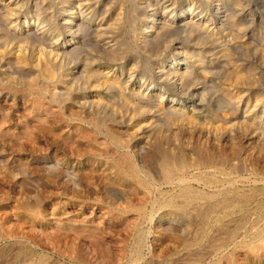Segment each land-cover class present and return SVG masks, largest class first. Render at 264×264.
<instances>
[{"label":"rangeland","instance_id":"obj_1","mask_svg":"<svg viewBox=\"0 0 264 264\" xmlns=\"http://www.w3.org/2000/svg\"><path fill=\"white\" fill-rule=\"evenodd\" d=\"M9 1L0 0V67L6 68L5 74L0 73V220L3 223L0 228L1 234L3 233L0 252L5 254L0 257L4 260L2 262L6 260L5 264H36L38 257L42 256L47 259L46 264H197L198 261L204 264L211 257L219 256L221 264H229L228 248L224 242L225 232L216 233V226L199 224L203 234H199L195 239L180 233L182 229H178V225H175V228L167 226L168 221L177 223V218L171 214L175 212L159 201L161 194L171 190L176 181L165 180L156 163L151 161L148 152L150 150L146 149V145L152 144L153 138L147 137L146 142L138 143L134 134L125 132L119 126L121 122H128L135 107H138L136 93L140 88L132 89L127 82L126 85L121 84V78L116 81L108 77L93 80L91 75L96 76L98 72L92 71V68L95 64L102 63L109 53L106 46L95 38L89 24L77 21V0H16L17 3L13 6L21 7L25 14L21 16L19 23L24 22L25 18L30 20L26 30L23 28L16 31L13 30L12 24L17 20L11 19L2 9L3 3ZM94 1L106 2L101 5L110 9L118 0ZM173 1L175 7L172 13L182 10L191 13L189 15L192 17L168 23L161 14L162 0L120 2L123 13L131 16L127 32L123 34L125 37L121 36L125 40L123 47L129 45L131 49L134 48L132 50L137 62L123 58L108 65L120 67L125 71L129 67L136 68L140 62H147L149 67L155 68L161 52L171 50L181 53L179 56L182 57L179 58H184L185 64L176 66L175 62L180 59L172 58L174 53L169 55V60H174L172 68L167 69L170 72L186 71L189 63L196 57L199 61V57L204 56L207 64H211L212 60L218 61V58H214L216 56L234 57L235 51H250V64L259 66L254 53L264 49V0L249 1L250 16L242 21L245 26L251 28V33L245 35L246 38L241 35L243 23L240 27L236 26L238 17H235L234 9L230 5L217 0H200L204 12L203 15L198 12L195 16V5L199 0ZM43 12H49L51 15L43 20L40 16ZM111 16L113 17V14ZM70 17L75 21L77 40L75 39L69 54L63 56L58 70L60 73L56 74L54 85L58 86V89L65 86L64 88L72 92L70 94L74 100L62 94L51 95L50 86L33 88L36 90L25 86V81L35 77V74L28 70L32 59L43 60L48 58L49 55L46 54L57 51L51 47L48 40L41 37L38 27L47 23L52 26L55 23L57 27L54 32L56 37L61 39L56 41L55 38L54 41L63 43L70 38L64 29V22ZM155 21V28L151 27L153 30L150 32L148 26L153 25ZM208 25L210 30L206 28ZM140 34L143 35L144 41L139 47L133 38ZM198 36L200 38L197 40ZM157 37L162 42L159 43L162 45V51L150 55L146 51L147 46ZM237 42L243 44L236 48ZM174 47L178 48L173 49ZM205 51L207 52L204 53ZM199 63L200 72L197 77L201 86L194 91L191 98L202 102L198 107L200 111L198 115H191L189 110L184 112L188 116L185 122L192 125V128L182 132L180 138L172 145L182 144L186 149H191L197 144L206 148L207 153L210 150L211 155L227 158L229 163L237 164L242 161L246 164L263 165L264 149L259 145L242 140L237 135L232 136V140L223 138L220 134L227 123L226 117L232 114L231 107L221 97L220 91L244 93L246 89L237 85L248 73L239 67L224 63V71L219 77L211 80V70L214 69L204 61ZM257 76L259 75L254 74L258 79L257 88L264 94L263 79ZM149 82L151 80L148 79L147 83ZM88 92L92 96L95 95L89 96V99H95L105 106L104 110L80 109L73 103L81 96H88ZM159 106L162 107V104L157 102L154 109ZM145 117H135L134 122L144 121L147 119ZM156 123L165 130L172 126L160 119ZM188 154V160L193 162L194 155L191 152ZM119 165L136 169V176L121 179L117 169ZM212 165L213 163H209L200 168L193 164L184 174L185 180H191L189 183L196 190H210L211 186L204 184L201 179L203 172L212 171L219 175L220 179L229 173L227 164L220 167V171L217 168L215 171ZM138 231L141 232V244L139 253L135 255L133 252ZM217 242L223 243L221 249H211L208 253L206 249ZM20 247L31 259L21 256L19 258V255H16L15 251ZM196 248L200 249L197 259L193 255Z\"/></svg>","mask_w":264,"mask_h":264},{"label":"bare ground","instance_id":"obj_2","mask_svg":"<svg viewBox=\"0 0 264 264\" xmlns=\"http://www.w3.org/2000/svg\"><path fill=\"white\" fill-rule=\"evenodd\" d=\"M122 1L123 0H118L117 3L114 5V7L108 9V8H105V6H102L106 2L102 3L99 1L100 4H98L99 2H96L94 0H77L76 2L78 5V14L76 18L78 22L81 21V22L88 23L90 26V30H92L94 32V35L96 36L95 38H97L99 42L105 45L106 48L108 49L109 54H107L103 62L99 64H95L96 67L94 66L92 68V71H96V73L98 72L96 76H93L94 74L93 75L90 74L93 77V80L95 78L98 79L99 77H105V78L108 77V78H111V80L116 81L117 78H121L123 79L122 81H120L121 84L126 85V82H127L128 83L127 85L132 87V89H134L135 87L140 88V90L136 93L137 95L136 102L138 101L137 104L139 103L138 107H135L136 109L132 113L133 115L131 116L130 120L128 122H121L119 126L123 128L122 130H124L125 132L128 131L130 132V134L131 133L134 134L135 140L138 143L142 141L146 142L147 137L153 138L152 144L146 145L147 147L146 149L150 150L148 152H149L151 161L156 163L162 177L165 180L174 179L176 181L171 190L167 191L164 194H161L162 198L159 201L160 204H162L163 206L175 212L171 214H173L177 218V223L168 221L167 226L170 228H175V225H178L177 228L182 229L180 230L181 231L180 233H182L183 235H187L188 237L193 236L194 239L199 234L200 235L203 234L201 231L203 229L198 227L199 224H203L207 227L216 226L217 228L216 233L225 232L224 242L228 248L229 264H264V164L263 165H258L256 163L246 164L242 161L241 163L233 164V163H229L227 158L216 157L215 155H211L210 150H209V153H207V151H205L206 148L204 149L202 146L200 145L198 146L197 144L196 146H193L191 149H186V147H183L182 144L174 145V146L172 145L174 144L173 142L175 140L180 138V134L182 132L192 128V125H187V123L185 122V118L188 116L185 115L184 112L189 110L191 115H196V114L198 115L200 111L198 107L201 106L202 102L197 101L195 99L193 100L192 95H194V91H197L201 86L198 81V77H197L198 73L200 72L199 71L200 70L199 61H204L207 64V59H205V57L203 56V58L199 57L200 60L198 61V59L196 60L197 58L196 57L191 61V63H189L186 71H177V72L171 71L170 72L167 69H169V67L172 68L171 65L174 63V60L172 58L182 57V56H179L181 55V53L174 52L171 50L162 51V45L159 44L161 41H159L160 39L159 37H157V38H153L154 41L149 42L147 49H146V51H148L150 55H153V54L155 55L158 53V51H162L161 52L162 55L159 58L160 60L158 61L155 68L149 67L147 62H140L138 63L139 65L136 64L138 65L136 66V68L135 66L134 68L129 67L127 68L128 70H125V71L120 69V67H113V65H108L110 63H113L114 61H117L123 58H125L127 61L129 59H133L134 61L137 60L132 50L134 48L131 49L129 45H127V47L125 48L123 47L124 41H125L123 40V38L125 37L123 34L127 32L128 23H129L131 16L128 15V13L126 14L123 13L122 6H120V2L122 3ZM217 1L228 4L234 9L235 17H238V19L236 20L237 21L236 26L240 27V25H242L241 23H243L242 21L244 20V18L246 17L247 19L248 16H250L249 7H248L250 5L249 4L250 0H217ZM162 2H163L162 3L163 7L162 8L160 7L162 11L161 14L164 18H166V21L168 23H174L179 20H186V18L189 19V17L191 16L189 15L191 13H187L182 10L177 13L175 12V14L172 13L175 7V2L173 0H164V1L162 0ZM16 3H17L16 0H10L7 3L5 2L3 3L2 9L7 14H9V17L11 19L17 20V21H14V23L12 24L14 31L23 30V28L24 30H26V28L29 26L30 20L25 18L26 20H24V22H22L21 24L19 23V19L21 18V16L25 14H24V10L21 7L13 6ZM52 4H54V1ZM216 7H218V4ZM169 9H172V10L168 12ZM195 11H196L195 16L198 15V12L200 14L204 12V6L200 0L195 5ZM111 14H113V17L111 16ZM48 15H49V12H43V15H40V16L41 18H43V20H46ZM206 17L208 16L206 15ZM38 19H40V17ZM40 21H42V19ZM74 22L75 21H73L71 17L69 20L67 19L65 20L64 22L65 25L63 24L65 26L64 29L67 30L66 33L67 35L70 36V38L67 37L69 39L63 43L56 42V41H59L60 37L59 38L56 37V33L54 32V28L57 27V26L55 27V23L54 24L52 23L53 24L52 26H50L47 23L44 26L38 27L37 30L39 31L38 33L41 35V37L43 39L45 38L46 40H48L50 42L49 44L51 45V47L57 51L51 52L50 54H46L47 56L48 55L49 56L48 58H45L43 60L32 59V62L30 63V67L28 70H30L29 71L30 73L32 71L35 74V77L31 78L28 81H25V86L31 87V89L36 88L38 86H50L51 95L62 94L64 96H67L71 100H74V98L72 97L73 95L71 96L72 92H69L66 88H64L65 86L59 87L62 89H58V86L54 85V78L56 77L57 73L58 74L60 73V71L58 70L60 69V66L62 64L61 63L62 58L66 53L71 51L72 49L71 46L75 44V39L77 38L76 37L77 32L74 27ZM155 24H156V21L153 22V25L148 26V28H150L149 29L150 32L151 30L155 28ZM151 27H153V29H151ZM242 27H243V33L241 35L242 37L246 38L245 35H247L249 32L251 33V28L250 26H247V25L245 26L244 23ZM206 28H208V30L211 29L209 25L206 26ZM199 35H201V32ZM121 36H124V37L122 38ZM134 37L135 38L133 39L135 40L136 44L139 47L143 45L142 41L144 40H143L142 34L138 36H134ZM55 38H56V41H54ZM199 38L200 37L198 36L196 39L198 40ZM165 40H166V37H165ZM240 40L241 38L239 39V41ZM242 44L237 42V46L235 47L238 48V46H241ZM79 47L81 48L82 46H80L79 44ZM177 48L178 47H174L173 49H177ZM206 52L207 51H205L204 53ZM235 52H234L235 56L233 55L234 57L232 58L231 57L227 58L224 55L216 56L214 58L215 59L218 58V61L212 60L211 64L210 63L207 64L208 66H211L212 69H214V70H211L212 71L211 73L213 74L212 78H210L211 80L219 77L221 72L224 71L223 70L224 63L228 65H233V67L236 66V68L239 67L240 69L245 70L248 73V75L245 76L244 79H241V81L239 82L237 81L238 85L236 84L239 88L246 89L244 93L233 94V92L231 93V92H228L227 90L220 91L221 97L227 102V104H229L232 110V114H230L229 117H226L227 123L225 127L221 130L220 134L223 138H231L232 136L237 135L238 137H241L242 140L244 139L245 141L255 143L264 149V94L259 92L260 89L257 88L258 79L254 77V74H258L259 76H261L264 82V49L258 53H254V57L257 59L259 66L250 64V61H251V59L249 58L250 51H239V53L237 51ZM190 53L191 52H189V54ZM171 54H173L174 56L171 58V60H169L168 57L169 55L171 56ZM179 59H180L179 61L175 62L176 66L179 64H185V62H183L184 58L182 59L179 58ZM237 60H239V62H237ZM5 69L6 68L4 67H0V73L5 74ZM137 77H139V79H137ZM148 79L151 80V82L147 83ZM185 79L186 81H184ZM12 81H15V80L12 79ZM33 90H36V89H33ZM106 90L104 91L106 92ZM101 92H103V89H101ZM89 94L88 96H81L79 100L73 101V103H75V105L79 107L80 109L89 108L90 110H93V109L102 108V110H104L105 106L98 103L95 99H89V96H92V94L90 95ZM157 102L160 103V105L162 104V107L159 106L160 108L158 107V109L156 108L155 110L154 107H157ZM111 113L113 114V112ZM104 115H107V114H104ZM141 116H146L145 118L147 119L144 121L134 122L135 117L140 118ZM158 119L167 121L168 123H170L172 125L171 128L169 129L167 128V130L162 129V127H160V125L156 123ZM217 129L219 130V126ZM206 130L207 128L205 129V131ZM114 138L116 139L115 136ZM231 139L233 140V138ZM144 144H147V143H144ZM118 145L119 144L117 143V146ZM190 152L191 154L194 155L193 162H190L187 158V153L190 154ZM239 161L240 160H238V162ZM130 162L131 161H129V163ZM209 163H213L212 167L214 168L215 171H216L215 168H217L218 171H220V167H223V165L227 164L229 168V173L227 174V176L225 177L223 176L224 177L223 179H220L218 177L219 175H216L212 171L211 172L202 171L203 173L201 172L202 173L201 179L203 180L204 184H206L207 186H211L210 190H201V189L198 190V188L197 190L194 189L189 183V181L191 182V180H188V181L185 180L184 174L187 172L188 168L191 167L193 164L201 168ZM123 166L119 165L117 167L119 177L121 179L134 178L136 176L137 174L136 169L134 170L132 169V167L125 168V166L124 167ZM140 182H142V180H140ZM216 211L221 212V213H215ZM2 225H3L2 220H0V228L2 227ZM2 235L3 233L1 234L0 232V239L2 238ZM135 244H136L135 245L136 248L133 253L137 255L139 253V247L141 244V232L140 231L137 232V240ZM222 246H223V243L217 242V244H212V246L208 247L206 251L209 253L211 249L218 250V249H221ZM15 252L17 256L19 255V258L20 256L21 258H24V257L26 258L28 255V253L25 252L24 250L21 251V247L20 249H18V251L16 250ZM199 252H200L199 248H196L193 251V255L196 257V259L199 258L198 256H200ZM3 255L5 254H2V252H0V257L1 256L3 257ZM7 255H9V253ZM19 258L18 260H20ZM28 259H31V258L29 257ZM46 260L42 256L38 257V259L36 260V264H46ZM2 261H4L3 258L0 259V263L5 264L6 260L4 263ZM22 262H23V259H22ZM136 262H140V261L136 260ZM197 264H200V261H198ZM204 264H221V257L213 256L210 258L209 261L205 262Z\"/></svg>","mask_w":264,"mask_h":264}]
</instances>
